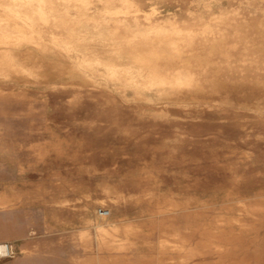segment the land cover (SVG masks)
<instances>
[{
  "label": "rangeland",
  "instance_id": "obj_1",
  "mask_svg": "<svg viewBox=\"0 0 264 264\" xmlns=\"http://www.w3.org/2000/svg\"><path fill=\"white\" fill-rule=\"evenodd\" d=\"M101 52L174 86L78 70ZM0 239L26 264H264V0H0Z\"/></svg>",
  "mask_w": 264,
  "mask_h": 264
},
{
  "label": "clouds",
  "instance_id": "obj_2",
  "mask_svg": "<svg viewBox=\"0 0 264 264\" xmlns=\"http://www.w3.org/2000/svg\"><path fill=\"white\" fill-rule=\"evenodd\" d=\"M7 11L13 10L19 5L5 4ZM82 39H75L67 44L62 50L65 52L76 53L79 50ZM116 59H112L106 53H99L97 57L92 59L81 60L78 63V70L90 79L92 75H100L109 80H123L126 81V86H134L144 90H152L153 88L161 87L164 85L174 86V81L178 73L170 71H157L151 67L150 61H137L142 66L134 68L133 66L119 67L123 63L124 58L119 57V54H113ZM193 79V78H189Z\"/></svg>",
  "mask_w": 264,
  "mask_h": 264
},
{
  "label": "built area",
  "instance_id": "obj_3",
  "mask_svg": "<svg viewBox=\"0 0 264 264\" xmlns=\"http://www.w3.org/2000/svg\"><path fill=\"white\" fill-rule=\"evenodd\" d=\"M99 214L103 217L109 215V211L101 208ZM16 255L14 247L10 243H0V259L2 258H13Z\"/></svg>",
  "mask_w": 264,
  "mask_h": 264
},
{
  "label": "crops",
  "instance_id": "obj_4",
  "mask_svg": "<svg viewBox=\"0 0 264 264\" xmlns=\"http://www.w3.org/2000/svg\"><path fill=\"white\" fill-rule=\"evenodd\" d=\"M0 242H4L2 241V239H0ZM27 260L25 258H19V259H14V260H9L6 258H2L0 259V264H26Z\"/></svg>",
  "mask_w": 264,
  "mask_h": 264
}]
</instances>
